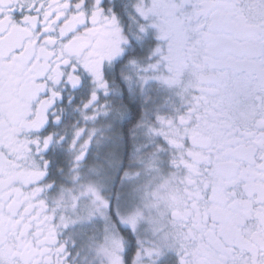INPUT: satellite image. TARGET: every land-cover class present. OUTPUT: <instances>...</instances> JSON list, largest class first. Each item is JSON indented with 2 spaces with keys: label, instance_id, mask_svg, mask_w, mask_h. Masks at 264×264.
Returning a JSON list of instances; mask_svg holds the SVG:
<instances>
[{
  "label": "snow or ice",
  "instance_id": "1",
  "mask_svg": "<svg viewBox=\"0 0 264 264\" xmlns=\"http://www.w3.org/2000/svg\"><path fill=\"white\" fill-rule=\"evenodd\" d=\"M0 264H264V0H0Z\"/></svg>",
  "mask_w": 264,
  "mask_h": 264
}]
</instances>
